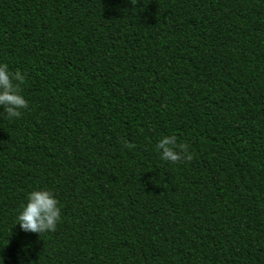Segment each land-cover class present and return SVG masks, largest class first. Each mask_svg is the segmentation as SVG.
Returning <instances> with one entry per match:
<instances>
[{
    "label": "trees",
    "instance_id": "obj_1",
    "mask_svg": "<svg viewBox=\"0 0 264 264\" xmlns=\"http://www.w3.org/2000/svg\"><path fill=\"white\" fill-rule=\"evenodd\" d=\"M0 63L28 103L0 109L4 264H264V0H0Z\"/></svg>",
    "mask_w": 264,
    "mask_h": 264
},
{
    "label": "clouds",
    "instance_id": "obj_2",
    "mask_svg": "<svg viewBox=\"0 0 264 264\" xmlns=\"http://www.w3.org/2000/svg\"><path fill=\"white\" fill-rule=\"evenodd\" d=\"M25 74L20 70L11 72L5 63H0V109L6 119H18L22 110L27 109L28 103L21 94L20 85L23 84ZM127 141L124 147L129 148ZM153 151L162 162L176 164L181 161H190L192 155L187 146L177 142L175 135H162L154 144ZM26 203L21 205L15 225L24 233H34L39 236L45 232H53L61 219V207L54 194L46 189H35L27 193ZM32 264L24 256L18 257V264ZM0 264L4 258L0 256Z\"/></svg>",
    "mask_w": 264,
    "mask_h": 264
}]
</instances>
